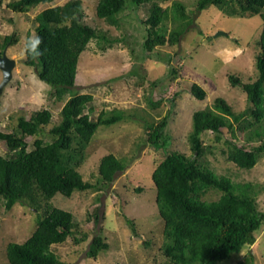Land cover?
Wrapping results in <instances>:
<instances>
[{"label": "rangeland", "instance_id": "obj_1", "mask_svg": "<svg viewBox=\"0 0 264 264\" xmlns=\"http://www.w3.org/2000/svg\"><path fill=\"white\" fill-rule=\"evenodd\" d=\"M12 1L0 0V53L5 51L17 61L13 79L0 93V130L16 129L20 134L16 126L18 117H30L45 108L51 110L52 121L38 137L50 140L48 132L62 120L61 109L65 101L58 100L54 89L38 78L35 68L25 64V47L27 40L35 35V16L48 6L62 5L68 0L42 3L27 13L14 12L8 7ZM82 1L85 22L107 30L108 35L118 41L110 44L92 39L88 43L80 57L77 85L72 88V93L93 94L90 103L94 107L93 119L101 111L113 109L125 110L128 117L98 128L87 149V159L79 167L83 178L98 187L76 190L71 197L58 193L51 200L52 205L71 211L80 224L75 236L52 245V250L67 264H174L161 249L164 221L158 211L157 190L151 176L159 155L147 140L151 129L146 125L170 115L167 132L171 139L167 149L191 156L190 135L195 110L214 108L216 99L222 97L235 115L245 112L250 107L247 93L242 86H234L230 76H238L243 83L257 80L263 18L260 15L227 14L228 0L201 12L196 9L198 0H180L187 6L193 22L177 44L157 45L150 52L142 47L143 26L136 31L130 26H109L96 15L98 0ZM171 4L161 3L165 8H170ZM147 11V7L142 9L141 15L145 16ZM167 23L168 31H171L174 25L170 20ZM219 31L225 34L216 37ZM8 35H14L17 42H10L3 48ZM169 56L174 73L167 64ZM2 79L0 70V83ZM193 83L206 90L205 99L200 100L192 94ZM151 101L158 104L153 105ZM228 120L237 132L234 140L240 144H247V135L252 129L264 126L263 120L244 129V124L254 121L250 114L239 121L235 116H229ZM221 135L223 137L219 140L217 133L212 131L203 134L202 138L212 145L213 152L207 153L200 161L235 183H254L259 192V209L264 211V154L253 168H240L227 157L225 139L231 138L230 131L224 127ZM36 138L26 137L30 149ZM259 144L254 141L249 146ZM6 152V142L0 141V154ZM109 153L127 158L130 165L114 181L103 183L98 168L101 158ZM220 195V192L210 190L203 198L215 200ZM41 205L40 210L29 203H17L11 210L0 207V264H10L6 255L8 243H22L35 231L44 202ZM127 219L133 220L134 228ZM85 234L88 237L77 243L75 238ZM101 234L109 248L97 258L88 256L93 238ZM249 256L264 264V227L258 232L256 242L231 260L234 263ZM229 262L227 260L224 264Z\"/></svg>", "mask_w": 264, "mask_h": 264}, {"label": "trees", "instance_id": "obj_2", "mask_svg": "<svg viewBox=\"0 0 264 264\" xmlns=\"http://www.w3.org/2000/svg\"><path fill=\"white\" fill-rule=\"evenodd\" d=\"M52 1L14 0L8 7L16 13H27ZM225 1L198 0L196 9L201 12ZM228 1L226 13L229 15H260L263 18L257 80L243 83L238 76H230L232 84L242 86L247 93L250 107L237 116L229 103L218 97L214 108L195 110L190 135L191 156L167 149L171 139L167 132L170 115L146 125L151 129L147 140L159 155L151 176L157 190L158 211L164 221L161 249L174 264H224L227 260H230L228 264H260L253 256L232 263L235 254L238 256L256 242L258 232L264 227V211L258 206L256 185L252 182L235 183L200 161L207 153L213 152L212 145L202 138L203 134L212 131L220 140L224 127L231 133V138L225 139L227 157L238 167L251 169L264 154V126L252 129L247 135V144H240L235 142L237 132L228 120L229 116H235L239 121L247 114L252 115L254 121L244 124V129L264 120V0ZM163 2H171V7H163ZM146 7L147 14L142 16L140 11ZM96 15L100 21L117 28L130 26L136 31L143 26L142 47L150 52L157 45L177 44L193 22L187 6L180 0H98ZM169 20L174 25L171 31H168ZM35 21V36L41 41L37 49L40 54L30 51L29 38L25 47V64L35 68L38 78L49 84L57 99L65 104L61 109L62 120L48 132L50 140L38 137L52 121L51 110L45 108L30 117H18L16 126L20 134L16 129L0 130V141H5L7 146V155L0 154V207L11 210L17 203H29L40 210L44 202L35 231L22 243H8L6 255L10 264H67L52 250V245L75 236L80 224L71 211L52 205L51 200L58 193L71 197L76 190L98 187L83 178L79 167L87 159V149L98 128L128 117L125 110L113 109L101 111L93 119L94 107L90 104L93 94L72 93V88L77 85L78 64L88 43L92 39H101L111 44L118 39L111 38L107 30L85 22L82 0L48 6L35 16ZM16 42L14 35H8L2 46L5 48ZM170 59L169 56L167 64L174 73ZM191 92L200 100L207 94L198 83L192 84ZM28 136L37 137L31 149L26 139ZM254 141L260 144L250 147ZM129 163L127 158L114 153L104 155L98 168L103 183L114 181L120 172L127 170ZM210 190L221 195L215 200L204 199ZM127 220L134 228L133 220ZM87 237L85 234L75 240L79 243ZM108 248L109 243L101 234L93 238L87 253L97 258Z\"/></svg>", "mask_w": 264, "mask_h": 264}, {"label": "water", "instance_id": "obj_3", "mask_svg": "<svg viewBox=\"0 0 264 264\" xmlns=\"http://www.w3.org/2000/svg\"><path fill=\"white\" fill-rule=\"evenodd\" d=\"M221 34H225L222 31H219L215 34V36H219ZM17 61L15 58H11L4 51L0 53V70L3 74V79L0 83V93H2L5 86L13 79L14 69L16 68Z\"/></svg>", "mask_w": 264, "mask_h": 264}, {"label": "clouds", "instance_id": "obj_4", "mask_svg": "<svg viewBox=\"0 0 264 264\" xmlns=\"http://www.w3.org/2000/svg\"><path fill=\"white\" fill-rule=\"evenodd\" d=\"M40 39L38 37H36L35 35H33V37L31 38V40L28 43V47L30 49V51L35 54V55H39L40 53L37 51L38 46L40 44ZM3 53V52H2Z\"/></svg>", "mask_w": 264, "mask_h": 264}]
</instances>
